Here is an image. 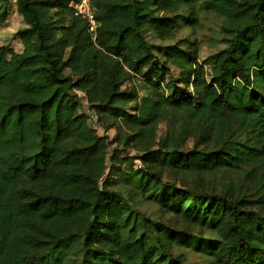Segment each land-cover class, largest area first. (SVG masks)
<instances>
[{"label":"trees","instance_id":"1","mask_svg":"<svg viewBox=\"0 0 264 264\" xmlns=\"http://www.w3.org/2000/svg\"><path fill=\"white\" fill-rule=\"evenodd\" d=\"M72 2L0 0V26L13 12L26 23L19 47L0 45V264H70L76 252L79 264H196L183 247L209 264H264V0H91L95 33ZM201 9L220 16L223 47L200 60L196 37L153 41L198 26ZM134 78L141 89L124 88ZM168 107L184 124L157 141ZM102 118L146 142L144 167L123 173L131 187L101 182ZM219 169L243 170L254 197L164 178ZM136 193L214 235L146 215Z\"/></svg>","mask_w":264,"mask_h":264},{"label":"rangeland","instance_id":"2","mask_svg":"<svg viewBox=\"0 0 264 264\" xmlns=\"http://www.w3.org/2000/svg\"><path fill=\"white\" fill-rule=\"evenodd\" d=\"M179 10L170 11L169 14H176ZM198 26L189 25L187 22H183L181 26L174 32V34L168 39L162 40L154 38L155 43L169 44L176 43L178 41H184L188 39H196L199 42V59L202 60L209 54L215 52L217 49L223 47V43L216 44L218 38V24L221 21L220 16L211 11L201 9L199 11ZM26 26L22 15L18 12L10 14L8 21L0 26V45L12 44L15 48L19 47V43L13 40V33L18 28ZM179 73V69L173 67L170 71V75L176 76ZM134 87L141 89L140 82L137 79H130L124 83V88ZM80 94L82 92H79ZM141 93H144L141 90ZM83 95V94H81ZM83 105L86 106L87 111L90 110V101L87 97H83ZM183 110L175 111L173 107H168L166 110L159 113L154 120V127L157 133V141L160 138L166 136L168 130L179 131L184 124ZM97 120V117H93ZM121 124L119 121H114L102 118L100 123L95 122L93 127L95 133L102 137L103 142L107 147V168L105 174L101 178V182L109 176V179L114 182H118L116 187L124 189V186L131 187V181L125 184L123 179V173L130 168H142L144 167L141 159V154L147 147L146 142L138 141L137 143H126L123 138L129 134V129L126 125L121 124V127H117ZM191 139L188 144H192ZM155 148L156 146H152ZM165 181L174 187H189L205 190L207 192L222 193L227 192L230 195H243L248 199H252L255 194L253 180L245 177L243 170H228L219 169L209 173L199 174H174L166 173ZM133 202H138L141 210L148 216L163 221L177 229H188L193 233H199L203 236L214 235V231L210 229H202L201 227L188 226L181 219L174 214L164 212L156 202L145 200L141 193H136ZM260 209V208H259ZM262 210V208H261ZM179 252L183 254V257L189 262L196 264H209V260L201 252H198L192 248H180ZM82 254L76 252L69 259L70 264H79Z\"/></svg>","mask_w":264,"mask_h":264},{"label":"built area","instance_id":"3","mask_svg":"<svg viewBox=\"0 0 264 264\" xmlns=\"http://www.w3.org/2000/svg\"><path fill=\"white\" fill-rule=\"evenodd\" d=\"M71 4L75 8L77 14H80L88 20L91 32L95 33L97 20L91 0H73Z\"/></svg>","mask_w":264,"mask_h":264}]
</instances>
